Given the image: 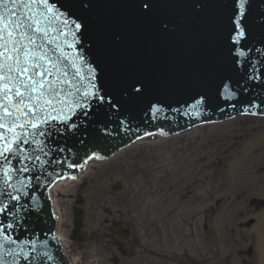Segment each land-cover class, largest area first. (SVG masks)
Masks as SVG:
<instances>
[{
  "label": "water",
  "instance_id": "1",
  "mask_svg": "<svg viewBox=\"0 0 264 264\" xmlns=\"http://www.w3.org/2000/svg\"><path fill=\"white\" fill-rule=\"evenodd\" d=\"M23 3L32 11L18 2L13 19L31 23L27 12L51 29L47 38L35 34L37 44L68 83L58 84L56 99L66 103L56 105L63 111H52L57 119L39 129L17 128L28 135L0 156V264H73L55 234L48 189L77 175L90 156L110 158L137 139L154 143L203 123L264 116V0ZM0 133V148L14 139L12 132ZM100 162L88 161L78 177L89 163ZM73 215L76 235L81 210L74 208Z\"/></svg>",
  "mask_w": 264,
  "mask_h": 264
},
{
  "label": "rangeland",
  "instance_id": "2",
  "mask_svg": "<svg viewBox=\"0 0 264 264\" xmlns=\"http://www.w3.org/2000/svg\"><path fill=\"white\" fill-rule=\"evenodd\" d=\"M263 132L264 117L241 116L130 145L86 169L53 195L61 215L56 233L64 234L69 257L76 264H111L115 247L106 232L113 218H128L138 241L160 250L159 258L146 250L144 259L254 264L255 238L245 231L255 222L250 213L264 209ZM238 153L243 167L233 178L225 160ZM75 207L82 211V226L72 235ZM219 215L217 234L213 221ZM134 252L120 260L139 264L143 252Z\"/></svg>",
  "mask_w": 264,
  "mask_h": 264
},
{
  "label": "snow or ice",
  "instance_id": "3",
  "mask_svg": "<svg viewBox=\"0 0 264 264\" xmlns=\"http://www.w3.org/2000/svg\"><path fill=\"white\" fill-rule=\"evenodd\" d=\"M18 2L22 6L28 7L29 12L32 11L31 6L25 5L23 0H11V5L9 0H0V9L6 10L0 12V110H2L0 129L14 133V139L0 148V156L12 152L13 148L9 145L19 143L22 136L28 135L27 132H17V128H41L50 120L57 119L56 116L51 115L52 111H63V109L56 108V105L66 103L64 98L59 100L56 98L61 95L58 84L68 83V81L59 79L61 69L58 63L43 50L42 44H37L38 37L35 35L41 34L47 38L51 29L41 27L43 20L37 15H29L27 12L24 15L31 23H26L22 19H13L16 16L13 9ZM36 2L37 0H31L32 4ZM42 2L46 3V0H42ZM48 11L52 12V8L49 7ZM56 19H59V16ZM76 28L78 29L79 25H76ZM52 42V40H48V43ZM68 46L72 47L71 44ZM60 52L61 57L67 59L62 49ZM70 63L75 67L74 62L70 61ZM76 75H80L78 68ZM49 76H54L56 79L49 80ZM67 95L70 96L72 93L69 92ZM83 95L87 97L90 93L85 91ZM13 98H16L14 104L12 103ZM77 107L80 105L77 104ZM28 113L32 114L33 120H21V117L27 116ZM40 113H45L47 118L41 119ZM13 116L15 119H12ZM6 118L7 125H9L7 127ZM40 134L43 135L44 133L41 132ZM4 138V134L0 133V139ZM7 171L10 170H6L5 174ZM2 247L0 245V248Z\"/></svg>",
  "mask_w": 264,
  "mask_h": 264
},
{
  "label": "bare ground",
  "instance_id": "4",
  "mask_svg": "<svg viewBox=\"0 0 264 264\" xmlns=\"http://www.w3.org/2000/svg\"><path fill=\"white\" fill-rule=\"evenodd\" d=\"M262 134H263V138H264V132ZM145 141L146 140H143V141L139 140V142H137L134 145L146 143ZM249 142L251 143V140H249L247 142V144ZM183 153L184 152H181V154H183ZM226 161H227V165H228L229 175L233 176V178H237L238 175L240 174L241 170H242V167H243L242 166L243 161L239 157V153L233 154L232 157L227 158L225 160V162ZM93 165H95V163H89L88 168L92 167ZM80 177L75 178V179L74 178L73 179H66L65 178V179L59 180L51 187V190H50L51 195L50 196L53 198L52 202H53V206H54L57 218H59L61 215L59 213L60 210H59L58 203L53 196L54 193L58 192V188H60L62 186H68V185H70L69 182L71 183L73 181H77ZM263 198H264V196H263ZM249 216L252 217L255 221L253 223V225L248 230L245 231V232H247V234H251L255 238V253H254V257H253V263L254 264H264V209L261 210L260 212L256 213V214L250 213ZM221 219H222V215H219V216L215 217V219L213 221V226H214L217 234H220L218 230L222 227V224H223ZM63 235L64 234L61 235L60 233H58V236L61 239L62 243H64V245H66ZM71 259L73 261V264L77 263V260L75 258H71Z\"/></svg>",
  "mask_w": 264,
  "mask_h": 264
},
{
  "label": "flooded vegetation",
  "instance_id": "5",
  "mask_svg": "<svg viewBox=\"0 0 264 264\" xmlns=\"http://www.w3.org/2000/svg\"><path fill=\"white\" fill-rule=\"evenodd\" d=\"M113 220H115V219L113 218ZM113 220H111V221H113ZM115 221L119 222L120 225L118 227H115V228L111 226V230L106 232V237L112 243L111 245L115 247V250L112 251L110 253V255L113 256L115 254L116 256H118L120 263H123L120 260V257H122V258L123 257L133 258L136 255L134 250L136 248H138V249H141V251L143 252L141 254V259H140L139 264H145V261H147L146 264H158V262H155V260L143 258L144 252L146 250H147L146 252L148 255L155 256L156 258H159L160 257V250L158 247L157 248L150 247L151 250H149L148 248H146L147 246H146L145 242L141 243L138 241V239L136 237L137 233L133 232V230L131 228V225H133L134 222L131 223V221L128 218H126L124 220V222H122V220H115ZM124 229L127 230V232H125V234L122 233L124 231ZM156 249H158L157 252L155 251ZM186 264H188V263H186ZM190 264H192V263H190Z\"/></svg>",
  "mask_w": 264,
  "mask_h": 264
}]
</instances>
